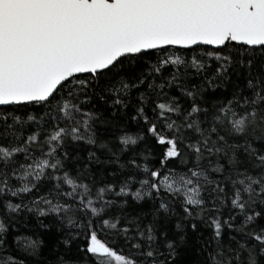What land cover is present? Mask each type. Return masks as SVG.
I'll return each instance as SVG.
<instances>
[{"label": "snow or ice", "instance_id": "obj_1", "mask_svg": "<svg viewBox=\"0 0 264 264\" xmlns=\"http://www.w3.org/2000/svg\"><path fill=\"white\" fill-rule=\"evenodd\" d=\"M93 100L139 125L108 149L131 173L118 191L86 163L69 169L67 139L95 144L93 123L108 122ZM0 106L14 109L0 111V246L27 211L51 214L41 227L89 264H264V0H0ZM149 136L162 151L130 148ZM129 193L158 207L125 213ZM161 209L178 217L171 236L153 227ZM26 262L40 264L10 258Z\"/></svg>", "mask_w": 264, "mask_h": 264}, {"label": "trees", "instance_id": "obj_2", "mask_svg": "<svg viewBox=\"0 0 264 264\" xmlns=\"http://www.w3.org/2000/svg\"><path fill=\"white\" fill-rule=\"evenodd\" d=\"M234 42L229 44V47L234 46ZM217 50V49H214ZM154 53V50H150ZM213 62L214 61V58ZM82 76V75H80ZM78 77V76H77ZM195 82V80H193ZM216 92H219L220 90H215ZM177 92L176 89L172 90V94L175 95ZM111 98V97H110ZM93 104L95 107L92 109L94 111H99L101 113V119H104L108 122L101 123L100 120H96L93 123V129L95 132V144H88L85 141H78V142H72L70 138L66 141V148L65 150L69 151L72 156H77L78 159L75 161H68L69 169L75 170V165L80 164L83 166V164H88L89 170L91 173L95 174V177L101 182V183H112L113 179L117 181L115 184V187H119V179L121 178V173H127L131 174L129 172V169L127 168H120V164H118L117 158L113 157L112 153L108 151L109 148H112L113 151H116L117 149L123 147L118 137L121 135L124 131H127L129 133L135 134L137 132V129L139 128V125L136 124L135 121H131L128 119V117L123 116V113H113L111 111V105H105L99 100H93ZM126 109L131 110L130 105H125ZM14 109L12 107H1L0 111H13ZM43 109L39 108H28V111L33 112L37 115H39V112ZM151 109L149 108V112ZM20 114L22 116H26L27 112L21 110ZM119 119L120 117H123L121 123H114L113 118ZM9 123H11V119H9ZM33 125L29 123L26 126V130L33 129ZM19 130V129H18ZM160 131H163L164 129H159ZM103 142V144H102ZM107 145V146H104ZM155 145V147H153ZM166 146V145H165ZM145 147L147 148H153V155H155L157 152L162 151L160 146L156 144L154 139L149 136V139L147 141L140 140L138 141L137 145H131L130 148L135 150L136 152L141 151ZM92 151L96 154L97 159H88V152ZM131 151L129 148H124L122 152H120L119 159L120 163H125L128 158L131 156ZM152 157H149L151 159ZM140 158H138L139 160ZM174 159V158H173ZM221 163L226 164V160H221ZM178 163V161H177ZM182 169H178L180 171ZM136 186L133 185L130 186L132 188V191H135ZM35 195V193H33ZM27 199V196L25 197ZM109 199L112 198V196L108 197ZM119 199L125 200L127 203L123 206V211L125 213H130L132 215L137 214L138 212H149L150 208L153 206L158 207V201L155 205L152 204V201L149 197H143L140 201H134V199H130L129 196L123 197L119 196ZM176 212L182 214V210L179 207V204L176 203L175 205ZM167 215V220H165V216ZM17 220H16V228L10 229L8 238L5 240V245L0 246V264H10V258L15 256L18 260L24 259L26 255L30 256L31 260L39 261L40 264H60V261H63L64 264H89L92 257L91 254H89L87 257H85V254L83 250H78L77 242H73L70 246L64 245L62 242V236L64 233L59 232L55 226V223H52L50 227L43 228L41 227V223L43 224H50V221L54 219V217L49 214L47 216H41L39 219L35 215V213L31 212H21L17 213ZM177 216H173L170 214H166L163 209L159 211V214L155 218V223L153 225L154 228L157 229V234L159 232L164 231L167 229V232L169 236L173 233L175 230V223ZM153 217L149 215L147 219L143 221V223H148L150 220H152ZM192 221H188V234L187 239L189 240V245L187 247H192L195 244V237L197 233L193 232L190 228V224ZM199 228L202 234L206 237L209 234V227L203 223H199ZM67 227L65 228V231H68ZM101 238L102 239H109L110 237H106L104 232H101ZM16 237H20L19 240L15 239ZM31 239L33 241H38V247L36 249V254L32 255L31 249L28 248L26 250L25 245L27 243L28 239ZM83 239V234H81V240ZM185 245H181V249L185 248ZM126 252L128 251L125 249ZM162 253H165L164 255H161L159 259H165L166 258V251L164 248L160 249ZM135 258L137 259L138 264H141V261H143V257L139 253H133ZM188 254H185L184 252H181V256L177 258L176 264H181V261L188 259ZM27 264V262H26ZM115 264V262H114Z\"/></svg>", "mask_w": 264, "mask_h": 264}, {"label": "rangeland", "instance_id": "obj_3", "mask_svg": "<svg viewBox=\"0 0 264 264\" xmlns=\"http://www.w3.org/2000/svg\"><path fill=\"white\" fill-rule=\"evenodd\" d=\"M77 78L80 79V78H83V77H82V76H78ZM69 138H70V137H69ZM70 139H71V138H70ZM109 196H111V195H109ZM121 196H123V197L129 196L130 199H134L133 197H131L130 193L127 194V195H121ZM112 198H113V197H112ZM125 254H127L126 250H125Z\"/></svg>", "mask_w": 264, "mask_h": 264}, {"label": "water", "instance_id": "obj_4", "mask_svg": "<svg viewBox=\"0 0 264 264\" xmlns=\"http://www.w3.org/2000/svg\"><path fill=\"white\" fill-rule=\"evenodd\" d=\"M235 43V42H234ZM219 47H222V46H217V49L219 48ZM150 51V50H149ZM81 74H77V76H80ZM1 107H4V106H0V108Z\"/></svg>", "mask_w": 264, "mask_h": 264}]
</instances>
